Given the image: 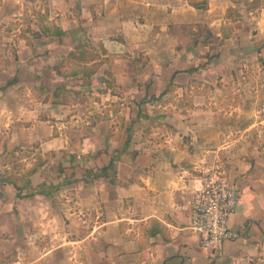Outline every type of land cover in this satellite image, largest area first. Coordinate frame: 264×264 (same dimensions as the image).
<instances>
[{"label":"crops","instance_id":"0c3cea01","mask_svg":"<svg viewBox=\"0 0 264 264\" xmlns=\"http://www.w3.org/2000/svg\"><path fill=\"white\" fill-rule=\"evenodd\" d=\"M199 1L0 0V159L5 144L18 154L35 145L41 158L75 141L72 159H85L53 198L30 196L47 183H34L41 169L28 178L19 214L0 217V264H264V60L225 22L204 54L190 19ZM175 27L191 39H173ZM114 78L147 80L143 98L167 100L151 107L161 118L148 112L147 128L128 139L140 120L125 129L113 109L123 89L106 82ZM60 89L94 98L88 115L79 118L81 104L59 99ZM207 94L216 99L194 101ZM202 167H219L239 189L228 220L236 237L214 249L189 229Z\"/></svg>","mask_w":264,"mask_h":264},{"label":"rangeland","instance_id":"374dc122","mask_svg":"<svg viewBox=\"0 0 264 264\" xmlns=\"http://www.w3.org/2000/svg\"><path fill=\"white\" fill-rule=\"evenodd\" d=\"M199 7L200 11L198 12H192V15L190 16V19L193 22H196L194 25V29L196 31H192L194 33V38L198 39L197 41H201L202 47H203V53H209L207 51L211 50L210 45H208V49L205 48L206 42H208L210 39H212L211 31L219 30L218 27L221 25L224 27V31H227L226 26H229L233 32L236 34L242 33L243 39L246 38L249 41L254 42V48L260 47L261 52V58L262 61L264 60V0H200L199 1ZM182 6V5H181ZM198 7V8H199ZM228 7V8H227ZM223 22H225V25H223ZM231 23V24H228ZM212 29V30H211ZM181 32L179 31L178 27L170 28L169 34L172 35L173 39L179 36L185 35V33L188 36V40L191 39V33L189 32ZM235 34V35H236ZM193 38V39H194ZM214 38V37H213ZM182 39V37H181ZM217 38L213 39L214 45L217 44ZM167 42V43H166ZM165 44L167 46L176 47L175 41H166ZM170 42V43H169ZM211 42V41H210ZM249 49H251V46H249ZM255 63V64H254ZM248 67H252L253 71H257V67L259 66L256 64V62H246L245 63ZM207 64H205V59L202 62V64H199L200 70L206 71L208 70V67H206ZM133 71V69H130ZM252 71V70H250ZM117 75L120 74L119 68L115 71ZM115 74V73H114ZM165 81L160 80L158 81L159 90L160 88L163 89L167 84V75L164 74ZM132 77V76H131ZM204 82L203 83H210L211 79L209 76L202 77ZM115 80V78H114ZM113 79H110L109 81H106L108 84L114 85V88H117L118 91H121L123 89L122 97H119V101H117L118 109L115 107L113 108L115 111L120 112L121 114L125 115L124 120L126 121L125 129H127L129 123L132 121H136V116L138 115L137 121L140 120V122L135 125L134 130H131L134 134L135 131H142L147 128L146 123L147 122V113L150 112L151 118H156L157 120L160 119L159 115H155L154 112H152V106H156L158 104H161L162 101L166 103V96L164 97H151L150 101L147 99L148 97L143 98L144 93V86L148 84V81L140 80L138 78H134L132 80H125L122 78H116L114 81ZM111 81V82H110ZM152 84V83H151ZM74 82L69 83V86H74ZM83 86V85H82ZM117 86V87H116ZM152 87V86H151ZM150 87V91H151ZM207 88V87H205ZM133 89V90H131ZM136 89V90H135ZM207 90V89H205ZM208 91V90H207ZM157 92V91H156ZM86 94H73L69 93L68 95H64L63 99L67 102L74 101L75 103L81 104L80 107L78 106L79 115H77L79 118L84 117L88 115V111H90V107L92 105V101L94 98H90ZM194 98V97H193ZM213 98L216 99L215 96H209V94L199 97L198 99H195L194 101L199 104H207L210 103ZM173 101H176L177 96L172 97ZM183 99V98H182ZM187 99V97H186ZM184 100V99H183ZM186 101H183L185 103ZM193 102V101H192ZM232 103L231 101H229ZM178 103V101H176ZM234 103V102H233ZM143 106V107H142ZM138 108H141L139 111ZM112 109V110H113ZM262 115V113H260ZM133 116V117H132ZM145 117V118H144ZM150 118V119H151ZM137 128V129H136ZM80 130V129H79ZM124 130V128H122ZM84 132V130H81ZM85 133V132H84ZM78 135V133H75ZM130 135V136H131ZM2 134H0V137ZM124 136L127 137V133H124ZM76 138V137H75ZM1 139V138H0ZM77 148L79 145L77 141H75V144L72 145L71 149L63 150L60 153H54V154H44L41 158L37 155V152H34L35 145H29L27 144L24 149L21 151H25L23 154H18V147L16 145H9L8 144L4 146V152H6V155L2 156L0 159V182H2V179H10L12 181L17 182V186H23L24 180L23 178L27 175V173L35 168L38 167L41 169V173L38 176L34 177V183H58L61 179L57 178L58 173V166L61 165L63 167V174L65 175V178L71 171H75L76 169L80 170V165L78 162L84 163V158L81 157L80 159H72L75 157L73 154H71V151L74 150V147ZM0 151L1 145H0ZM8 151V152H7ZM3 152V153H4ZM32 152L33 154H28ZM35 153V154H34ZM84 171V170H83ZM1 184V183H0ZM28 185V184H27ZM28 190L21 191L22 195L28 194ZM31 193V192H30ZM62 198L59 196L55 198V204L58 207L60 204V200ZM17 200V192L12 187H9V190H4L0 186V217L3 216H9L12 218H16V215L19 214L17 205L15 204V201ZM24 200H30V199H24ZM33 201V200H31ZM37 201H44V200H37ZM61 210V206L59 208ZM15 221V220H14ZM18 226V224H15ZM50 241L47 239L44 246L49 247Z\"/></svg>","mask_w":264,"mask_h":264},{"label":"built area","instance_id":"2783aa9c","mask_svg":"<svg viewBox=\"0 0 264 264\" xmlns=\"http://www.w3.org/2000/svg\"><path fill=\"white\" fill-rule=\"evenodd\" d=\"M200 187L190 203L189 229L200 237L203 249H214L226 240L235 238L228 220L239 200L238 187L219 167H202Z\"/></svg>","mask_w":264,"mask_h":264},{"label":"trees","instance_id":"16d2710c","mask_svg":"<svg viewBox=\"0 0 264 264\" xmlns=\"http://www.w3.org/2000/svg\"><path fill=\"white\" fill-rule=\"evenodd\" d=\"M190 2H192V1H190ZM92 68H89V69H86V68H77V69H75V72H76V74H86L87 76H89L90 74H92ZM61 90V89H60ZM59 90V91H60ZM60 93L61 94H64V91H60ZM56 94H58V93H56ZM55 94V95H56ZM65 95V94H64ZM64 95L63 96H60L59 97V99H63V97H64ZM64 103V102H63ZM138 115H139V113H138ZM138 115L136 116V120L139 118L138 117ZM145 118V117H144ZM159 118H161V116L159 115ZM148 119V118H147ZM131 125H133V121L131 122ZM131 126H130V128L129 129H127V131H126V133H127V139L129 138V136L131 135ZM114 161H115V159H111L110 160V162L108 163V165H107V167L109 168V169H112L113 170V168H114ZM39 170V168L38 167H35V168H33V169H31L28 173H27V175L23 178V180H24V184L25 185H27L28 183H29V180H28V178L33 174V173H35L36 171H38ZM105 170V169H104ZM90 173H92V172H90ZM99 173V172H98ZM98 173H94V177H98ZM62 175H63V167L61 166V165H59L58 166V173H57V178L59 179V178H61L62 177ZM69 182L70 181H68V180H66L65 178L63 179V181L62 182H59V183H57V184H53V183H43V184H41L40 185V188H39V190L36 192V193H32L30 196H34V195H41V196H43V197H46V198H53L55 195H56V192L59 190V188L61 187V186H65V185H67V184H69ZM11 184H12V186L15 188V190H16V192H17V198L19 199V198H22V197H20L21 195H20V193H21V191L24 189V186H21V187H18L17 186V182L16 181H12L11 182Z\"/></svg>","mask_w":264,"mask_h":264}]
</instances>
